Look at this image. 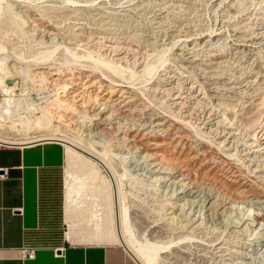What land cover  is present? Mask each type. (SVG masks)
Segmentation results:
<instances>
[{
  "label": "bare ground",
  "instance_id": "bare-ground-1",
  "mask_svg": "<svg viewBox=\"0 0 264 264\" xmlns=\"http://www.w3.org/2000/svg\"><path fill=\"white\" fill-rule=\"evenodd\" d=\"M241 1L246 0L217 1L220 18L219 32L215 34H208L209 30L191 23L171 26L169 19L175 13L174 4L166 5L162 0L152 2L149 28L144 30L148 34H141L151 42L158 33L165 32L170 37L183 33V39L177 40V34L172 37V47L178 48L174 57L181 67L195 75V78H186L177 68L167 67L161 68L157 80L147 83L152 84L149 87L152 94L168 102L170 112L150 102L136 87L137 80L127 76L125 68L118 64L106 60L84 62L71 56L67 68H60L61 65L48 62V58L35 56L30 60L21 58L26 63L21 67L11 63L20 57L0 48V79L6 92L0 103V130L10 120L15 123L25 119L20 123L27 130L33 128L35 121L39 129L46 130L56 122L65 121L78 135L76 139L43 133L21 139L0 132V142L5 143L23 145L58 140L66 145L64 217L65 238L69 242L120 243L141 264H161V259L167 258L163 256L169 246L166 243L171 241L167 236L177 235L182 242L175 249L189 256L190 264H264V116L257 96L252 95L256 91H250L252 79L264 69V15L255 17L254 28L246 27L255 13H250L245 22L247 18L240 14L248 15L251 10L239 12ZM147 4L140 7L144 9ZM16 13L19 15L12 16L11 24L23 34H39L41 40L61 34L45 16L28 12L27 18ZM102 17L106 34L111 21ZM126 40L111 41L104 55L117 63L133 62L137 73L144 75L151 69L145 64L149 49L137 50L128 46ZM178 42L181 44L176 46ZM233 52L238 57L244 54L245 62L256 61V72L252 69L253 75H250L249 71L246 80L241 74L229 73L228 67H234L229 58ZM9 79L18 81L12 80L9 84ZM35 79L40 84H48L47 89L53 92L40 96L41 99L49 97L48 105H41L43 101L35 104L27 101L32 92L24 85L28 81L34 84ZM247 81L251 84L244 85ZM37 106L41 115L12 119L16 116L14 111L23 113L28 109L34 115ZM147 136L152 137L156 150L148 153L143 149L140 155L142 144L146 145L142 139ZM114 150L119 156L128 157L124 166L133 165L131 170L144 171L145 178L150 176L149 186L169 194L163 200L167 209L162 211L161 224H147L143 215L128 214L127 197L117 169L106 156ZM208 223H211L210 229Z\"/></svg>",
  "mask_w": 264,
  "mask_h": 264
},
{
  "label": "rangeland",
  "instance_id": "rangeland-1",
  "mask_svg": "<svg viewBox=\"0 0 264 264\" xmlns=\"http://www.w3.org/2000/svg\"><path fill=\"white\" fill-rule=\"evenodd\" d=\"M162 1L166 5L172 6L174 4L173 6H175V9H174L175 11H173L175 13L172 14L170 18L171 20L169 19L171 26L176 25V27H179V26L182 27V25L193 24L202 30H205V29L207 31L209 30L207 32L208 34H212V33L215 34L219 32V30L217 29L219 28L220 12L217 10V5H216L218 0H184V2H177L176 4L172 0H169V1L162 0ZM147 2L148 4L144 7V9L140 7V4L147 3ZM152 2H154V0H144V1L143 0H0V48H6L7 50L11 51L15 56L20 57V59H17L16 61H12L11 63H15L21 67L26 66V63H24L23 60L21 62V58L25 60L26 59L30 60L31 58L35 56L37 58L40 57L41 59L48 58L50 59V61L48 60V62L52 64H56L58 66L61 65L60 68H67L66 63L69 61L68 58L71 56L72 57L75 56V58H77L78 60H82L84 62L92 61L95 63H100V61L106 60L108 62L118 64V66L125 68L124 73L127 76L133 77L135 80H137L136 81L137 83L135 82L136 87H138L144 93V95L149 99L150 102H152L154 105H156L161 110L170 112L171 107L168 106V102L164 101L163 99H159L157 96L152 94V92L149 90V87L152 84H147V83L158 79V74H159L158 72H161L160 71L161 68L175 67L178 69L179 73H181L184 77L190 78V79L195 78V75L194 73H190L188 72V70L186 71L185 68L181 67L182 65L180 61L174 57V52H176L178 48L172 47L173 46L172 37L173 35L176 36L177 34V37H176L177 40L180 38L183 39L182 37L183 33L179 34L177 32L175 34H172L171 35L172 37H170L169 34L162 32V33H158L154 35L156 36V38L155 37L152 38V40L155 39L153 40V42L152 40L150 42L145 39L147 37L144 36L143 34L146 35L148 34V32L145 33L144 30H147L149 28V20L151 18V15L153 14L152 13V8H153ZM241 2H242L241 3L242 5L239 3L240 8L238 7L239 12H241L242 10L243 11L251 10L249 11L248 15H245V14L243 15L242 13L240 14L241 15L240 17L247 18L245 22L248 21L252 13L253 14L255 13L254 16L252 15V21L250 20L251 24L246 25V27L250 26V29H252L255 27V24H254L255 17L257 15L261 16L260 14L262 13L264 15V0L263 1L262 0H257V1L256 0H253V1L246 0V1H241ZM243 3L245 4L243 5ZM258 3L259 5L261 4L260 7H258L259 9L257 8ZM9 5H11V7H8ZM241 6H243L244 8L243 7L241 8ZM257 9H258V12H261V13L256 12ZM16 12H19L21 17L22 16L27 17L28 12L38 13L42 17L45 16L44 17L45 20L57 26V28H59V31H61L60 32L61 34H57V36H54L55 38L52 37L51 39L46 37L47 39L45 38L44 40L40 39L39 34H36V35L23 34L21 32L22 30L19 27L11 24L10 19L16 16L15 15L17 14ZM102 15L104 16V18L111 21V24L108 26V28L110 27V30L107 31L106 34H104V28H106V26L103 24V22H101V19L103 18ZM14 19H16V17ZM25 28L28 29L29 27H25ZM80 32L82 35L81 34L79 35ZM222 34H224L223 35L224 38H225V35H227L226 32ZM105 36H108V38L105 39L104 38ZM125 36H128V37H125ZM90 37H92L93 39ZM114 37L116 39H114ZM126 38L128 39L126 40ZM119 39L120 41H123V40H126L127 42L129 41L128 46H131L137 50L139 49L141 51H144L145 48L149 49L150 55H148V57L146 58L145 64L148 67L150 66L151 68L150 71H147L144 75L140 76L137 73V67L133 62H128L125 64L117 63L116 61H113V59L110 56L104 55V52L106 54L107 50L110 49V46L108 47V45H110V43H113L111 41H114V40L119 41ZM88 40L90 41L87 43ZM65 41H67L68 45L66 44ZM83 42H85L86 45ZM149 43L152 45H150ZM72 44H75V45H72ZM180 44L181 42H178L176 46H179ZM243 48H245V46H243ZM224 52L226 54V51ZM111 53L113 54V52ZM233 53L229 54L230 61L232 64H234L233 65L234 67H232V65L228 67L229 73H233V74L236 73L237 76L241 74L240 77L246 80V78L250 74L249 71L251 72L250 75H253V73L256 72V70H254L256 61L253 62L251 60V61L245 62L244 54L238 57V55H236L235 53L233 54ZM262 54H264V51ZM238 61H241V62H238ZM43 62H46V60H43ZM235 62L237 64L239 63L238 64L239 66ZM30 64H32V62ZM237 67H238L237 70L239 71L235 69ZM243 67L245 68L247 67V68L245 69ZM234 70L237 72H235ZM251 70L254 72L252 73ZM261 70H262L260 73L261 75L258 73L259 78L255 77L256 79L255 78L252 79V84L251 82L248 83L247 81V83H244V85L251 84L250 91L251 92L256 91V92H253L252 95L255 94L257 96L256 97L254 95L257 99V103L261 104L260 105L261 110H262L261 113H262V116H264L263 114L264 113L263 112L264 111V69H261ZM243 74L245 75L242 76ZM12 80L18 81L16 79H12ZM33 83L34 84L28 81L24 85L27 91L30 90V92H32L30 94L31 95L30 97H28L29 95L27 96L26 94V97H28L27 101L28 102L31 101L33 102V104L43 101L41 105H48L50 103V100H47L49 99V97H43L44 99L40 98V96H46L50 93H53L52 91H49L47 89L46 86H48V84L41 83L42 84L41 85L40 82H37L36 79L34 80ZM35 83H37V85ZM28 105L26 104V106ZM262 105H263V108H262ZM39 107L40 106H37V109L34 111V115H31L28 109L23 110V113H17L14 111L16 116L12 117V119L15 120L14 119L15 117L16 119H18L17 116H26V117L31 116L32 118H35L37 115H41L42 113ZM18 120H16L17 122L15 123L11 120L5 121L4 123L6 125V128L4 130H0V132L4 133L5 135L9 137L21 138V139L32 137L34 135H39L43 133H58L59 135H65L71 138H73L74 136V138L76 139L78 137V135H76L77 134L76 132L74 131L72 132V130L68 126L65 125V121L56 122L52 128H48L47 130L39 129L35 121L33 123V128L27 130L26 127L20 123L21 121L25 119H22L21 121L20 120L18 121ZM142 142L145 143L146 145L142 144ZM142 142L139 141V143L142 144V152L140 155H143L144 153L143 149L146 150V152L148 153H153V151L156 150L154 147L155 144H153L154 141L152 140V137L147 136L144 139H142ZM186 150L187 149H185L184 151ZM100 151L106 154V151H104V148H100ZM111 152H108L107 154L109 156L108 155L106 156L109 159V161L116 167L117 172L119 173V174L117 173V177L127 197L125 207H126L128 214L132 217L135 215H140V216L143 215L145 220L147 221V224L150 223L152 225L158 222L159 224H161L162 220L160 221V218L164 216V214H162V211H165V209H167L163 200H165L166 196L169 194H166L167 192L165 191H159L154 185L149 186V183H148L149 182L148 179L150 177L148 176L149 174L146 173V175L148 176V179H147V177L146 178L144 177L145 176L143 174L144 171L135 172L131 170V168L134 167L133 165H130L128 167L124 166L125 165L124 163L128 161V157L123 158V156L121 155L119 156V154L115 150ZM124 154L126 155V153ZM127 169L129 170V173L127 172L128 171ZM145 201L150 202V203H146ZM155 203H158V205H154ZM162 204L164 205L162 206ZM161 208H163V210ZM221 211L222 210H220V212ZM177 213H180V210H177ZM209 224L211 225V223H208L207 228H209ZM217 227H219V224L217 225ZM66 229H67V226L65 224L64 231H66ZM181 234L178 233V235H181ZM140 236L142 235L140 234ZM169 236L170 235H168L167 237L171 241H167L166 245L167 246L169 245L170 247L168 246L166 248L167 252L163 254V256L166 255L167 258L166 259L162 258L161 264H190L191 260L189 259V256L181 255V252H178V250H176V249H179L182 241L180 242L178 241L179 239L176 238L177 235L175 236L171 235L170 237ZM246 246L250 247L248 245ZM175 259H178V260H175Z\"/></svg>",
  "mask_w": 264,
  "mask_h": 264
},
{
  "label": "crops",
  "instance_id": "crops-1",
  "mask_svg": "<svg viewBox=\"0 0 264 264\" xmlns=\"http://www.w3.org/2000/svg\"><path fill=\"white\" fill-rule=\"evenodd\" d=\"M65 166L61 141L0 142V264H141L122 244L65 238Z\"/></svg>",
  "mask_w": 264,
  "mask_h": 264
},
{
  "label": "built area",
  "instance_id": "built-area-1",
  "mask_svg": "<svg viewBox=\"0 0 264 264\" xmlns=\"http://www.w3.org/2000/svg\"><path fill=\"white\" fill-rule=\"evenodd\" d=\"M5 94L6 92L3 90V83H2V80L0 79V103L3 101V97ZM1 143L6 144V145H14L12 143H5V142H1ZM59 250L63 251L64 247L57 248V251ZM35 253H36V247H27L24 249L25 256L33 258L35 257Z\"/></svg>",
  "mask_w": 264,
  "mask_h": 264
},
{
  "label": "water",
  "instance_id": "water-1",
  "mask_svg": "<svg viewBox=\"0 0 264 264\" xmlns=\"http://www.w3.org/2000/svg\"><path fill=\"white\" fill-rule=\"evenodd\" d=\"M7 83H9V84H12V80H7ZM59 252H60V250H59Z\"/></svg>",
  "mask_w": 264,
  "mask_h": 264
},
{
  "label": "trees",
  "instance_id": "trees-1",
  "mask_svg": "<svg viewBox=\"0 0 264 264\" xmlns=\"http://www.w3.org/2000/svg\"><path fill=\"white\" fill-rule=\"evenodd\" d=\"M65 233V232H64Z\"/></svg>",
  "mask_w": 264,
  "mask_h": 264
}]
</instances>
